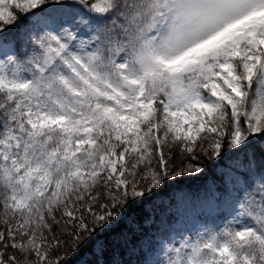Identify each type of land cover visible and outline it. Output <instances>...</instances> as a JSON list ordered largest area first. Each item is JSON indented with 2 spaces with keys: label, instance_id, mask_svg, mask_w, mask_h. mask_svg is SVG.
I'll return each instance as SVG.
<instances>
[{
  "label": "snow or ice",
  "instance_id": "6c2138e0",
  "mask_svg": "<svg viewBox=\"0 0 264 264\" xmlns=\"http://www.w3.org/2000/svg\"><path fill=\"white\" fill-rule=\"evenodd\" d=\"M0 264H264V0H0Z\"/></svg>",
  "mask_w": 264,
  "mask_h": 264
}]
</instances>
